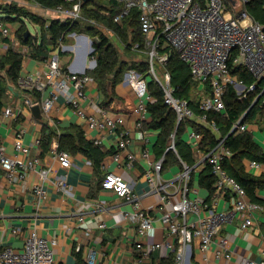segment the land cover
Listing matches in <instances>:
<instances>
[{
    "label": "built area",
    "instance_id": "2783aa9c",
    "mask_svg": "<svg viewBox=\"0 0 264 264\" xmlns=\"http://www.w3.org/2000/svg\"><path fill=\"white\" fill-rule=\"evenodd\" d=\"M30 1L48 16L60 21L84 20L82 14L84 0H51L63 1L53 8L44 7L39 0ZM115 1L122 4V9L114 17L116 24L122 25L133 11L139 12L143 43L136 42L130 49L146 57L148 71L142 73L139 70H127L123 84L131 87L136 99L130 117L134 119L133 130L137 132L144 146L143 150L138 153L129 150L131 130L128 128L126 115L113 114L98 106H95L94 113L87 111L85 104L89 102V105L91 99L88 89L94 81L86 71L76 72L64 66L60 56L61 52L65 51L63 39L59 40L57 47L51 50L46 60L38 62L33 71L27 70L29 48L16 38L21 23L0 20V49L7 53L12 48L24 57L21 77L17 86L12 87V93L23 98V104L29 111L38 106L42 118L51 123L55 122L54 117L61 108H70L76 117L84 121L90 132L97 134L90 140L95 146L101 147L109 135L116 138L117 152L113 160L123 174L107 173L101 186L104 191L113 193L129 206L127 211L121 209L119 211L127 222L135 225L136 241L133 248L136 255L130 264H150L153 253L159 249H165L168 254L175 253L177 264H193V260L196 261L195 252L206 254L216 238L221 248L217 256L231 261L233 254L228 251V239L218 236L220 230L235 217L241 221V230L249 229L253 226L254 214L260 209V205L252 203L245 188L225 170L224 165L233 153L221 138L220 127L209 115L226 114L225 96L230 87L234 88L241 100L259 91L257 82L264 80V25L248 11V5L252 0ZM261 7L264 8V0H261ZM91 24L104 30L109 38L114 37L122 44L108 27L94 21H91ZM48 25L49 22L46 23V27ZM6 39L9 43L5 42ZM96 40L99 41L98 37ZM166 49L176 51L179 59L189 68L191 81L196 85V92L199 95L198 115L188 100L176 95L178 89L167 69L170 54L164 52ZM91 52L93 54L94 49ZM231 64L243 68L253 82L249 84L245 79L234 75ZM156 65L163 70V80L157 75ZM91 68L93 70L96 68L94 55L91 59ZM150 81H154L162 90L164 104L176 117V129L170 136L166 153L171 152L175 155L179 170L172 172L170 178L164 176L166 155L154 161L149 147L152 131L146 127L151 121L148 107L155 102L149 88ZM263 93L259 92L258 97ZM18 111L19 108L13 105L7 106L3 109L1 119L14 122L19 117ZM191 121L209 130L217 140L213 147L202 148L204 134L190 126L186 127L184 134H189L186 141L195 156L193 165L183 161L176 148L178 129ZM234 130L236 134L253 133L248 124L237 123L231 133ZM27 133L28 129L24 126L16 129L13 153L10 154L0 128V168L10 183L26 181L29 172L41 166L42 136H37L33 143L27 144L25 143ZM34 152L38 154L33 155ZM50 152L63 169L70 170L73 158L68 151L60 148L58 137L52 140ZM140 160L146 163L145 171L140 178L148 187L143 195H138L134 191V182L126 178L127 173L135 170ZM88 164L90 165V162ZM206 168L210 169L214 180V193L210 196L207 191L208 197L204 199L200 191L206 189L201 187L199 179L198 182L196 179ZM248 168L264 170V165L258 161H249ZM51 171L42 168L39 181L32 187L39 205L48 198L46 182ZM67 180L68 173L58 177L57 186L63 194L70 196L71 190ZM146 196L159 198L153 208L155 216L150 215L148 213L150 209L143 205V197ZM221 199L231 200L232 206L229 211L217 210V200ZM206 200L212 202L208 203ZM157 221L164 230H167L168 238L163 242L150 243L148 239L151 232L156 229ZM78 226L87 236L93 233L84 217L79 218ZM107 228L103 221L98 224L101 231ZM20 233V229L13 228L10 235L16 237ZM56 246V240L43 237L36 230H32L27 235L22 249L2 247L0 241V264H56ZM76 251L84 250L77 247ZM83 254L87 264H96L95 251L88 249ZM261 255L262 259L259 262L242 258L240 264H264V249Z\"/></svg>",
    "mask_w": 264,
    "mask_h": 264
},
{
    "label": "crops",
    "instance_id": "0c3cea01",
    "mask_svg": "<svg viewBox=\"0 0 264 264\" xmlns=\"http://www.w3.org/2000/svg\"><path fill=\"white\" fill-rule=\"evenodd\" d=\"M18 6L23 7L20 2ZM51 19L55 18L51 16ZM95 41H97L96 37L91 40L90 35L87 34H69L65 42V51L60 54L64 66L76 72H91L93 70L91 68L93 56L91 51L94 49ZM50 52L51 50L47 52V55ZM5 54L6 52L0 49V58ZM38 62L40 61L29 57L27 70L33 71ZM12 87L10 86L9 88L7 104L0 111L1 133L7 151L10 154L13 153L15 131L21 126L28 129L25 137V143L27 144L33 143L37 136H43L46 130L45 126H48L51 129L50 131H55L59 134L64 131L69 132L72 126H77L85 133L86 139L89 141L91 137L97 135L95 132H90L84 121L76 117L70 108H61L54 117V123L49 122L44 117L41 119L36 118L33 112L24 106L23 98L18 94L14 95L12 93ZM196 91L194 94L198 102L199 95ZM115 92L118 97L122 99L129 98L134 105L136 104V99L129 85L122 82L117 85ZM88 95L91 98L90 104L88 105L89 102L85 104V108H87L88 112L94 113L96 111L95 106L101 107L103 101L102 94L98 91V86L95 82L89 87ZM60 103H62L61 100ZM10 105L17 107V109L19 108V117L14 122H7L1 119L3 109ZM119 108L122 109L121 106ZM110 112L123 114L128 117L127 125L131 130L129 150L133 153L143 150L144 146L139 140L137 132L133 130L134 119L130 117L131 112H127V110ZM258 124L257 127L250 126L253 130L252 134H254V131L264 129V123L261 122V119ZM158 138V133L152 131L149 147L152 150V160L154 161L162 158V156H158L157 148L155 147ZM254 139L264 150V136L258 135ZM50 150L51 145L48 151L45 152H43L41 147V166L29 172L26 181L18 184L10 183L5 172L0 168V241L2 242V247L9 246L22 249L29 232L36 230L41 236L57 241V246L55 247L56 264H74L73 253L77 247H81L84 251L88 249L95 251L96 264H130L136 255L133 248L136 241L135 225L127 222L119 211L120 209L127 211L129 206L113 193L104 191L101 186L107 173L123 174L113 160V156L117 152L116 138L112 135L106 137V141L98 149L104 155L102 157L103 160L96 164L81 152L70 153L73 158V165L70 170L63 169L60 163L52 157ZM37 154L38 152H34L33 155ZM99 158H101V155H98L96 160H99ZM88 162H90V165ZM248 162H246L248 172L257 176L264 174V170L249 169ZM186 163L188 164V162ZM42 168L51 169L52 171L46 182L48 198L46 202L39 205L37 197L32 192V187L39 181ZM145 168L146 163L140 160L136 164L135 170L126 175L129 181L134 182V191L138 195H143L148 190L147 184L140 179ZM178 170V163L175 162L173 157L169 156L164 164V176L170 178L171 173ZM67 173V184L71 190L70 196L63 194L58 190L57 186V178ZM207 194V190L201 189L200 195L204 199L208 197ZM258 198L261 205L259 206L260 209L254 214L252 227L247 230H241V221L238 217H235L224 225L218 234L219 237L228 239V251L233 254L232 260L229 261L225 257L217 256V252L221 248L216 238L206 254H202L199 251L195 252L198 264H240L242 258L261 261V252L264 249V189L258 192ZM158 201L159 198L157 196L143 197V205L145 208L150 209L148 210L150 215H156L153 208ZM206 202L211 203L212 200H206ZM231 206V200L229 199L217 200V210L219 211H229ZM81 217H84L88 227L93 229V233L90 236H87L85 231L78 226V220ZM101 221L107 224V230L101 231L98 229V224ZM13 228L21 230V233L16 237L10 235ZM155 228L151 232L148 242H163L168 238L167 230H164L160 222H156ZM168 255L165 249L156 250L151 257L150 264H158L160 260L167 258Z\"/></svg>",
    "mask_w": 264,
    "mask_h": 264
},
{
    "label": "trees",
    "instance_id": "16d2710c",
    "mask_svg": "<svg viewBox=\"0 0 264 264\" xmlns=\"http://www.w3.org/2000/svg\"><path fill=\"white\" fill-rule=\"evenodd\" d=\"M44 7L53 8L63 1L39 0ZM67 6H70L67 4ZM122 9V4L115 0H93L85 3L82 1L83 21H60L59 19L45 20L24 7L18 6L17 3H8L0 6V13L5 14L3 21H17L21 23V27L16 32L18 41L29 48V57L33 60L44 61L48 58L47 52L57 47L60 39L64 43L67 41V36L71 33L87 34L93 37H98L99 41L94 43L93 55L96 58V68L89 72L94 82L98 86V91L102 94L103 101L101 107L109 111H123L131 112L134 103L129 98L122 99L118 97L115 90L117 85L121 84L127 70H139L142 73L148 71V62L140 61L129 66L121 56V49L124 53L136 54L130 47L136 42L143 43V37L140 31L139 12L133 11L131 16L123 21L122 25L114 23V17ZM249 13L261 24L264 25V8L261 7V0H252L248 5ZM25 20L38 25L40 27V34L36 37L30 35L25 38V33L28 27ZM91 21L97 22L108 27L121 40L122 44L116 46L113 41L107 36L104 30L100 29ZM49 25L46 27V23ZM6 43L9 41L6 39ZM124 47H123V46ZM52 48V49H51ZM170 54V60L167 69L172 75V81L178 89L177 96L189 101L190 106L198 115L200 113L198 102L195 98L196 85L192 83L189 68L179 59L176 51L166 49ZM146 58V57H145ZM24 57L10 49L3 57L0 58V111L7 104L9 100L10 86H17L21 77ZM130 68H129V67ZM232 73L240 78L245 79L247 83H252L253 79L248 76L246 71L239 67L230 65ZM259 91L256 94L249 95L246 99L241 100L237 97L234 88L230 87L225 96L226 114L211 113L210 119L216 121L220 127L221 138L225 140V145L232 151L233 156L228 160L224 168L228 174L235 178L246 190L250 201L254 204L261 205L258 198V192L264 189V174L259 176L247 171L246 162L258 161L264 165V150L255 141L254 136L250 132L231 133L234 125L239 123L243 116L248 112L242 124H247L255 116L264 119V93L261 100L256 105H253L258 97L259 92H264V80L257 82ZM149 88L154 95V101L149 104V113L151 121L146 124L150 131L158 133V142L155 145L158 156L166 155V160L169 156L178 159L171 152L166 153L170 136L176 129V117L174 112L164 104L163 92L159 86L154 82H149ZM122 107V109L119 108ZM252 108V109H251ZM204 134V141L202 148L206 146L213 147L217 140L216 136L207 129L199 127L194 121L188 125H182L177 131L176 148L180 158L193 165L195 156L191 153L189 146L184 138L186 127ZM45 132L42 136V150L48 151L53 137H58L60 148L69 153L81 152L86 157L92 159L94 163L103 160V153L98 151L99 146H95L93 142L86 139L85 133L77 126H72L69 132L64 131L58 135L55 131H50L48 126H45ZM48 129V131H47ZM50 131V132H49ZM74 132V133H73ZM98 151V153H97ZM96 152V153H94ZM101 155L99 160L96 157ZM199 175V185L205 188L210 196L214 193L213 177L210 169L206 168ZM175 253H170L167 258L158 262V264H177L175 261ZM74 264H87L84 259L83 252L73 253ZM193 264H198L193 260Z\"/></svg>",
    "mask_w": 264,
    "mask_h": 264
},
{
    "label": "rangeland",
    "instance_id": "374dc122",
    "mask_svg": "<svg viewBox=\"0 0 264 264\" xmlns=\"http://www.w3.org/2000/svg\"><path fill=\"white\" fill-rule=\"evenodd\" d=\"M19 2H20V5L23 6L24 8H26L28 11H30V12H32L34 14H37L38 16H41L43 18H46V17L47 18H51V16L50 15L48 16L43 10L35 7V5L30 0H20V1L19 0H0V6H3L4 4H8V3H17V4H19ZM4 17H5V14L3 15V14L0 13V18H4ZM12 22L16 23L15 21H12ZM25 24L28 27L29 31L31 32L32 36H36V35H38L40 33V27L39 26L34 25L29 20H25ZM90 39L93 40V36L92 35H90ZM110 39H111V41L114 42V44L116 46L119 45V43L117 42L116 38L112 37ZM118 47H120V46H118ZM120 51H121L122 58L125 61L128 62L129 66L134 64V63H136V62L146 61L145 56L141 55V54L139 55V53H136V54L132 55L131 53H124V51L122 49ZM156 72H157V75L163 80V77H164L163 76V70L158 65H156ZM124 79H125V76H124ZM6 101H8V100L6 99ZM259 121H260V117L259 116H255L247 124H248V126H256L257 127L259 125L258 124ZM261 122L264 123V119L263 120L261 119ZM253 135H254V137H257L258 135L263 137L264 136V129L263 130L259 129L257 131H254ZM188 136H189L188 133L184 134V140H188ZM198 179H199V175H197V179H196L197 182H198Z\"/></svg>",
    "mask_w": 264,
    "mask_h": 264
},
{
    "label": "water",
    "instance_id": "95a60500",
    "mask_svg": "<svg viewBox=\"0 0 264 264\" xmlns=\"http://www.w3.org/2000/svg\"><path fill=\"white\" fill-rule=\"evenodd\" d=\"M92 1H93V0H84L85 3H89V2H92ZM30 35H31V32H30L29 30H27L26 33H25V38H28ZM261 98H262V95L259 96V97L256 99V101L253 103L252 107H253L254 105H256L257 103H259V101L261 100ZM251 109H252V108H251ZM32 111H33V114L35 115L36 118H38V119H41V118H42L41 110H40V108H39L38 106L34 107V108L32 109ZM248 112H249V111H248ZM248 112H246V114L243 116V118H242L241 121L239 122V125H241V124L244 122L245 118H246L247 115H248ZM234 132H235V130H234L232 133H234Z\"/></svg>",
    "mask_w": 264,
    "mask_h": 264
}]
</instances>
